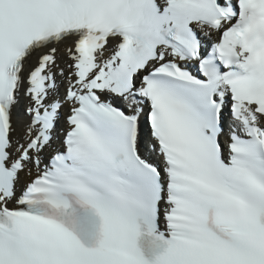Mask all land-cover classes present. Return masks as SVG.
<instances>
[{"label": "snow or ice", "instance_id": "1", "mask_svg": "<svg viewBox=\"0 0 264 264\" xmlns=\"http://www.w3.org/2000/svg\"><path fill=\"white\" fill-rule=\"evenodd\" d=\"M0 264H264V0H0Z\"/></svg>", "mask_w": 264, "mask_h": 264}]
</instances>
